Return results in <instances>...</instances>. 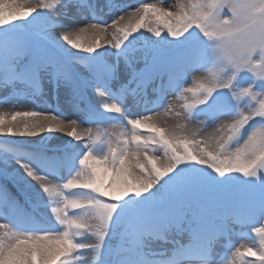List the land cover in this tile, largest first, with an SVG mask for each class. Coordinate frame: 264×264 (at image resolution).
<instances>
[{
	"label": "snow or ice",
	"instance_id": "obj_1",
	"mask_svg": "<svg viewBox=\"0 0 264 264\" xmlns=\"http://www.w3.org/2000/svg\"><path fill=\"white\" fill-rule=\"evenodd\" d=\"M21 102L0 137L48 150L0 143V264H264V0H0Z\"/></svg>",
	"mask_w": 264,
	"mask_h": 264
},
{
	"label": "rangeland",
	"instance_id": "obj_2",
	"mask_svg": "<svg viewBox=\"0 0 264 264\" xmlns=\"http://www.w3.org/2000/svg\"><path fill=\"white\" fill-rule=\"evenodd\" d=\"M48 2H52V0H48ZM128 2L129 3H139L140 0H128ZM144 2L163 3V4H167L171 8L173 5L186 3L187 0H144ZM19 3L22 7H27L29 4L35 5L37 3V0H19ZM106 18L110 19V15H109V17H106ZM197 75H199V74H197ZM190 79H192V78H190ZM14 104H16V103H12V104L0 103V114H3L4 116H6L10 120L11 115L14 112L11 105L13 106ZM31 107L32 106L29 104V109H31ZM160 120L164 124H166L168 127H174L177 123V121L174 118V115L171 113L163 114V116L160 118ZM121 128L126 133L131 131L130 126H127L125 128L124 125L121 124ZM56 135H62V134H53V136H56ZM8 138L9 139L7 141H5V139H0V143L12 142L11 144L19 145L22 148H24L25 150H29V151L44 152V151L48 150L47 146L41 143V138H36L33 140L18 139V138H11V137H8ZM63 139H66V138H63ZM49 143H51V141ZM244 235L247 236V232H245ZM253 239H255V242L258 243V238L253 237ZM251 242H252V240L241 239L240 237H236L234 240V243H237V246H239V243H251Z\"/></svg>",
	"mask_w": 264,
	"mask_h": 264
},
{
	"label": "bare ground",
	"instance_id": "obj_3",
	"mask_svg": "<svg viewBox=\"0 0 264 264\" xmlns=\"http://www.w3.org/2000/svg\"><path fill=\"white\" fill-rule=\"evenodd\" d=\"M11 107H12L14 112L15 111H23V110H31V109H29V104H27L25 102H21L19 104H14L13 106L11 105ZM120 130L123 131L122 128ZM0 139H9V138L8 137H0ZM7 143L11 144L12 142H7Z\"/></svg>",
	"mask_w": 264,
	"mask_h": 264
}]
</instances>
